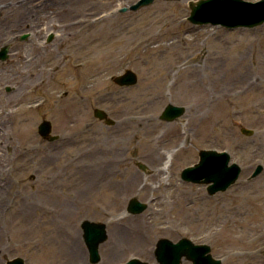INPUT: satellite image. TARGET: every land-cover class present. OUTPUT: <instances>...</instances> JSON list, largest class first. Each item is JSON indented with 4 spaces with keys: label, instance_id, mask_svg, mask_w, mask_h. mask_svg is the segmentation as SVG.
<instances>
[{
    "label": "rangeland",
    "instance_id": "1",
    "mask_svg": "<svg viewBox=\"0 0 264 264\" xmlns=\"http://www.w3.org/2000/svg\"><path fill=\"white\" fill-rule=\"evenodd\" d=\"M136 1L0 0V264H91L86 219L107 224L98 264H158L156 242L182 237L264 264V169L249 178L264 167V23L194 24L196 0L119 11ZM127 69L135 86L113 80ZM170 103L185 114L160 119ZM201 150L229 153L236 183L210 195L183 180ZM133 197L148 208L128 213Z\"/></svg>",
    "mask_w": 264,
    "mask_h": 264
},
{
    "label": "water",
    "instance_id": "2",
    "mask_svg": "<svg viewBox=\"0 0 264 264\" xmlns=\"http://www.w3.org/2000/svg\"><path fill=\"white\" fill-rule=\"evenodd\" d=\"M155 0H138L128 7H122L120 12L138 11L142 7L152 5ZM169 1V0H167ZM179 1V0H176ZM191 10L188 19L194 24H214L222 25L229 29L245 27L254 28L264 23V0L256 2L246 0H196L189 1ZM28 35H23L26 39ZM51 35L49 40L52 39ZM9 58V45L0 49V61ZM114 82L120 86L131 87L138 83V76L132 69H127L123 73L113 78ZM186 112L185 106L168 104L160 115V119L174 121ZM94 115L108 125H114L115 121L108 116L105 110L96 108ZM39 133L43 138L53 141L58 139L57 135H51L52 124L48 120H43L39 124ZM246 135H252V129L241 128ZM231 156L227 152L216 150H201L199 161L193 166L185 168L181 177L183 180L195 184L207 185L210 195L226 191L239 179L242 168L237 163H230ZM142 170L146 166L138 164ZM264 167L259 164L253 171L250 179L262 173ZM146 203L140 202L137 198L130 199L127 211L132 214H140L147 209ZM83 238L88 248L90 263L98 264L101 261L100 246L108 239L107 224L92 220H83L81 223ZM156 261L159 264H182L183 260L191 261L193 264H222L221 259L215 258L211 253V247L207 244H197L190 238L182 237L178 241L168 238H161L157 241L154 250ZM6 264H26L23 258L16 257ZM123 264H154L132 258Z\"/></svg>",
    "mask_w": 264,
    "mask_h": 264
},
{
    "label": "bare ground",
    "instance_id": "3",
    "mask_svg": "<svg viewBox=\"0 0 264 264\" xmlns=\"http://www.w3.org/2000/svg\"><path fill=\"white\" fill-rule=\"evenodd\" d=\"M223 94L229 95V92H226V93H223ZM167 157H168L167 163L171 162L172 161V153L169 156H167ZM161 172H162V170L160 169L159 173L161 174ZM160 184H162V182ZM146 185L147 184H145L144 186H146ZM122 238H123V235H122V232H121L119 235L116 236L115 240H121Z\"/></svg>",
    "mask_w": 264,
    "mask_h": 264
}]
</instances>
